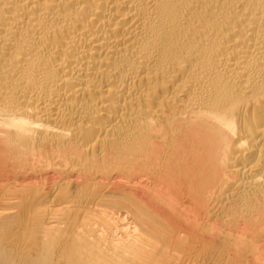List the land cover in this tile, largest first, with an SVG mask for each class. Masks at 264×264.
Segmentation results:
<instances>
[{
    "label": "bare ground",
    "instance_id": "bare-ground-1",
    "mask_svg": "<svg viewBox=\"0 0 264 264\" xmlns=\"http://www.w3.org/2000/svg\"><path fill=\"white\" fill-rule=\"evenodd\" d=\"M0 264H264V0H0Z\"/></svg>",
    "mask_w": 264,
    "mask_h": 264
}]
</instances>
